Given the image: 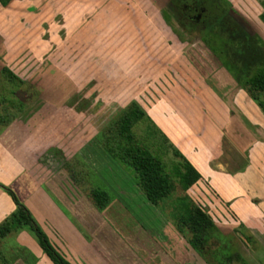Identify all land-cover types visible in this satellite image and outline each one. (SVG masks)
I'll list each match as a JSON object with an SVG mask.
<instances>
[{
  "label": "rangeland",
  "instance_id": "rangeland-1",
  "mask_svg": "<svg viewBox=\"0 0 264 264\" xmlns=\"http://www.w3.org/2000/svg\"><path fill=\"white\" fill-rule=\"evenodd\" d=\"M11 1L0 2V20L10 15L8 26L2 27L5 34L0 33V67L13 68L29 81L27 88L38 89L23 110H6L0 102V133L7 129L6 139L12 142L17 127L10 123L29 118L27 133L40 142L35 156L41 172H51L49 169L67 160L72 152L80 151L111 186L115 202L124 204L119 217L126 226L116 228L119 233L124 232L123 228L139 230L140 239L153 237L162 248L173 241L175 234L176 246L183 240L188 242L168 212L176 207L181 188L177 186L160 206L149 202L129 173L108 157L98 139L100 130L117 116L120 108L137 100L148 117L136 123L134 131L169 171L179 159L174 149L185 157L203 154L223 132L227 135L222 143L224 155L237 152L233 137L240 145L243 154L234 160L239 166L234 177L208 179L202 175L184 191L186 201L204 208L214 220L231 218L236 210L251 211L254 205L264 210L263 107L194 38H185L171 26L159 0H71L83 11L81 27L64 23V16L69 20L74 16L69 12H63V22L60 13L50 18L53 0H28L6 9ZM229 1L253 29L264 33L262 0ZM89 3L94 4L93 10H88ZM71 32H77L76 39ZM43 54L48 56L43 58ZM3 83L0 75V95ZM239 130L241 140L237 143L234 134ZM61 207L66 214L69 212ZM108 214V210L104 212L106 218L120 220ZM77 224L90 239L88 230ZM217 224L209 243L211 249L218 250L217 257L209 252L207 258L203 256L206 260L216 264V260H223V254L237 252L246 264H264V247L254 243L256 249L249 253L246 237L244 240L234 233L240 228L246 232L245 226H234L232 232L218 221ZM23 229L27 235L19 241L27 240L28 247L38 249L34 232L28 227ZM111 244L120 246L115 239ZM114 249V254L121 253ZM35 251L32 250L33 264H53L47 257L41 260ZM100 251H85L74 258L83 264H125L131 259L122 255L113 258L107 251Z\"/></svg>",
  "mask_w": 264,
  "mask_h": 264
},
{
  "label": "crops",
  "instance_id": "crops-1",
  "mask_svg": "<svg viewBox=\"0 0 264 264\" xmlns=\"http://www.w3.org/2000/svg\"><path fill=\"white\" fill-rule=\"evenodd\" d=\"M24 1L28 0H12L6 9H9L14 3ZM67 1L65 3L56 0L51 1L50 6L54 7L51 11H54V13L50 15V18H55L56 14L60 13L59 19L62 21L63 12L65 11L69 12L70 16L72 14L74 16L70 20L67 18L68 16H64V23L69 21L66 24L72 27L83 26L82 9H80L77 2ZM89 5L90 9L88 10L95 8L93 3H89ZM262 11H260V14ZM9 20L10 15L3 16L0 20V33L3 35L5 30L2 27L8 26ZM66 24L64 25L66 26ZM8 33L9 31H7ZM76 33L71 32L70 36L76 39ZM259 33L264 39V33ZM47 56L48 54L42 55L43 58ZM29 57H31L30 54ZM11 69L17 72L13 68ZM30 123L29 118L14 119L10 124L13 127L15 125L17 130L15 131L16 134L14 133V140H11L10 143L6 139L8 138L6 135L7 129L0 133V264H33L32 250H36L35 252H37V256L40 255L41 260L47 257L55 264L40 245L38 249L35 248L34 250L28 247L27 240L23 243L19 241L20 238L25 239L27 233L23 226L14 219L12 212L16 206L15 202L1 184L14 190L17 197L39 221L52 243L73 264H83L74 258L77 257V254L85 253V251L94 254L96 251L101 252L100 250L107 251L113 258L120 255L128 260L131 258L130 262L127 261L125 264H210L188 242L183 240L184 244L176 246L174 240L177 238V234H175L176 237L173 241L170 240L166 247L162 248L158 242L153 240V237H150V239L145 237L146 240L140 239L138 237L139 230L134 229L133 239L131 233L134 231L123 228L124 232L119 233L116 228L119 229L123 224L126 226V222L122 217H119L121 216V209H125L124 204L115 202L117 197L112 192L111 186L82 152L75 150L67 160L63 159L57 166L49 169L51 172H41L42 168H39L40 163H38L35 156L40 142L32 139L30 133H27L30 130ZM238 134H240V130L234 134L237 143L241 140ZM225 136L227 135L224 132L217 136L214 145L207 147L203 154L198 152L196 156H189L188 154V157H186L200 172L201 176L204 175L208 179L234 177L235 170L239 167L234 160L236 156H241L243 153L240 145L236 144L233 137L232 144L236 147L237 152L231 151L230 154L224 155L222 143ZM41 142L43 143V141ZM107 155H109L108 152ZM228 156L232 158L229 160ZM246 157H249V155H246ZM232 163L235 165L233 166ZM262 167L264 175V164ZM40 172L43 175H40ZM61 206L67 208L69 212L66 214ZM258 209L254 205L251 211L240 213L239 210H236L231 218L214 221L216 225H218L217 221L220 224H223V221H230L228 224L223 225L231 229L232 232L235 229L234 226H245L246 232L240 228L241 230L236 229L234 233L241 235L243 239L246 237V245L249 246L248 252L251 253L256 249L254 243L261 244L264 247V210ZM107 210L109 211L108 215L120 220L114 222L113 219L106 218L104 212ZM70 216L75 217V220L71 219ZM77 223L88 230L90 239L86 238V233L78 227ZM113 239L118 241L119 247L112 246L111 240ZM114 248L120 250L121 253L114 254L116 250ZM114 262L116 263V261ZM224 264L246 263L233 260Z\"/></svg>",
  "mask_w": 264,
  "mask_h": 264
},
{
  "label": "trees",
  "instance_id": "trees-1",
  "mask_svg": "<svg viewBox=\"0 0 264 264\" xmlns=\"http://www.w3.org/2000/svg\"><path fill=\"white\" fill-rule=\"evenodd\" d=\"M8 1L0 0L2 4H7ZM261 4L263 11L260 17L264 20V0L261 1ZM256 40L253 41V47L254 51L259 53ZM237 54L235 60L225 61L227 69L236 83L257 99L264 109V57H256V54L244 55L242 52ZM1 73L5 78L4 92L0 95L4 109L8 110L12 107L23 110L26 101H23L15 91L21 95L20 86L24 80L7 65L1 67ZM12 96L16 97L15 101L12 100ZM145 117H148L145 108L137 100H131L126 106L120 108L117 116L100 130L98 139L109 155L129 173L151 203L162 205L163 200L179 186L183 192L176 196V207L170 208L168 211L175 221V226L202 256L207 258L211 252L213 253L212 257H217L218 250L211 249L209 245L212 233L217 229L214 219L201 206L190 204L189 200L186 201L187 194H184L185 190L200 179V172L178 149H174V154L179 159L173 164L170 171L167 170L162 159L152 152L134 131V125ZM0 121H3L2 117H0ZM1 185L15 202L16 206L12 212L14 219L23 227H28L34 232L41 248L50 259L55 264H73L52 243L31 210L17 197L14 190L4 184ZM176 209L183 210L179 213L175 211ZM222 257L223 260H216V264L241 259L237 252L226 253ZM208 262L214 264L211 261Z\"/></svg>",
  "mask_w": 264,
  "mask_h": 264
},
{
  "label": "flooded vegetation",
  "instance_id": "flooded-vegetation-1",
  "mask_svg": "<svg viewBox=\"0 0 264 264\" xmlns=\"http://www.w3.org/2000/svg\"><path fill=\"white\" fill-rule=\"evenodd\" d=\"M159 2L171 26L185 38H194L206 54L227 72L229 70L225 61L235 60L238 52L264 57L263 37L229 0H159ZM254 40L258 43L259 53L254 51ZM1 67L0 75L5 79ZM15 73L24 80L20 86L21 95L15 92L27 102L34 93H37L38 88L37 86L27 88V85L31 84L26 77Z\"/></svg>",
  "mask_w": 264,
  "mask_h": 264
}]
</instances>
